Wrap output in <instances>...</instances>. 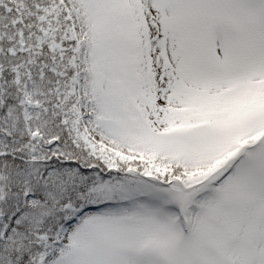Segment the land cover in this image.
I'll use <instances>...</instances> for the list:
<instances>
[{"label": "snow or ice", "instance_id": "6c2138e0", "mask_svg": "<svg viewBox=\"0 0 264 264\" xmlns=\"http://www.w3.org/2000/svg\"><path fill=\"white\" fill-rule=\"evenodd\" d=\"M0 264H264V0H0Z\"/></svg>", "mask_w": 264, "mask_h": 264}]
</instances>
